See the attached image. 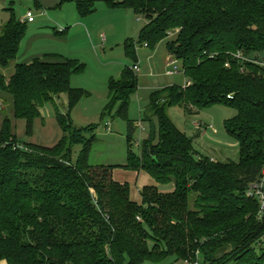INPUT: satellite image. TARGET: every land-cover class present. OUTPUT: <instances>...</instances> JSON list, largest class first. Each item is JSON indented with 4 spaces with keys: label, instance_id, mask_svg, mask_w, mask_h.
<instances>
[{
    "label": "trees",
    "instance_id": "16d2710c",
    "mask_svg": "<svg viewBox=\"0 0 264 264\" xmlns=\"http://www.w3.org/2000/svg\"><path fill=\"white\" fill-rule=\"evenodd\" d=\"M128 8L146 20L136 42L153 48L177 30L167 50L181 61L185 86L169 85L149 95L145 120L156 130L130 149L121 167L145 171L162 187L140 190L113 178L114 165L90 164L98 124L75 127L71 109L88 92L70 86L84 63L54 55L18 63L0 90L12 97L16 119L33 133L40 108L66 95V112L55 108L63 134L51 146L21 142L8 117L0 127V264H143L174 257L189 264H264V212L246 196L264 167V0H59L74 3L79 16L96 3ZM27 22L11 12L0 33V65L15 60ZM126 65L108 82L102 116L135 126L128 106L138 89L133 40L124 42ZM241 53L248 60L235 54ZM49 58V59H48ZM228 63V66H225ZM188 113L214 105L233 108L224 130L238 144L234 161L195 157L192 139L179 131L168 108ZM200 128V127H199ZM80 145L76 158L72 148ZM137 217L139 219H137Z\"/></svg>",
    "mask_w": 264,
    "mask_h": 264
},
{
    "label": "rangeland",
    "instance_id": "374dc122",
    "mask_svg": "<svg viewBox=\"0 0 264 264\" xmlns=\"http://www.w3.org/2000/svg\"><path fill=\"white\" fill-rule=\"evenodd\" d=\"M28 6L32 8L31 5L27 4H22L21 7L26 9ZM70 6L74 8V14L76 16L74 4L70 3ZM96 10L94 15L88 17L87 21H85L87 27L91 24L96 25V34H92L88 27L91 39H93L95 45H97L96 52L93 49H90L91 52L85 50L84 52L87 56L83 54L81 59H78V57L72 59L84 63L85 68L83 72L86 71L93 77L98 67L102 71H105V73L108 72L110 75L106 79L108 83L111 78H118L126 65H131V60L125 54L124 42L126 40H133L135 48L143 46V44L137 43L136 39L138 32L145 25L146 20L143 16L135 14L131 9L110 8L105 2H99L96 6ZM32 14L37 20L38 14L35 11H33ZM76 17L78 18V15ZM65 28L66 26L60 29L63 30ZM176 31L170 30L168 33H175ZM79 34L81 35V31L75 29L71 36L75 37V35ZM92 35L94 36L92 37ZM102 64H104V66H102ZM177 66L179 67L180 63L177 64ZM117 71H119L118 75L116 74ZM83 72L75 74L71 78V85L73 87L82 88L87 91L89 95L83 97L80 103L77 104L76 107L74 106L75 108H73V112L70 114L75 127H83L93 123L98 124V127L94 131L95 139L92 143L89 163L94 165H114L116 170L113 176L116 179L131 181L130 185L133 190H135L133 192L138 193V187L143 184V176L141 174L137 177L131 176V173L121 166L126 163L128 150L130 149L135 154H138L142 139L146 137L151 129H157L155 120L151 123L145 120L149 93L151 90L143 87L142 78L139 81L141 87L138 89L137 95L135 93L131 96L128 106V119L133 122L135 131L129 142L127 138V121L116 115L117 107L111 111L110 115L106 114L104 117H101L103 112L102 108H104L108 101L106 87H95V84L88 82V80H91V77L83 75ZM136 73L140 78L141 73L139 71ZM66 103V96L63 95L60 98H56L53 104L47 103L44 106L42 110L46 116L47 128L43 130L35 126L33 128L35 140H42V137L45 136V132L51 133L54 137H57L58 134L60 135V130L54 118L55 108H57L59 112L64 113L66 112ZM235 114L236 111L233 108L224 105H214L209 108L196 110V112L193 113L186 112L182 104L168 108V115L175 127L192 139L195 157H208L219 161H238V144L235 139L227 135L224 130V121L230 119ZM107 122H109V124H106ZM209 125L212 126L211 129L207 128ZM18 127L19 124L17 125V131ZM19 135V141H29V136L25 134V130ZM51 143V140L43 142L45 146H51ZM80 149V145L73 146V160H76ZM143 264L185 263L181 260H176L174 257H167L159 263L145 261Z\"/></svg>",
    "mask_w": 264,
    "mask_h": 264
},
{
    "label": "crops",
    "instance_id": "0c3cea01",
    "mask_svg": "<svg viewBox=\"0 0 264 264\" xmlns=\"http://www.w3.org/2000/svg\"><path fill=\"white\" fill-rule=\"evenodd\" d=\"M98 3H96V6ZM22 4L31 5L32 8L29 6L26 9L22 8L21 7ZM96 6H95V10L91 14L84 17L79 16L75 9L76 16L78 15L77 18L74 14V8L70 6V3H64L62 5H59V0H0V33L3 30L4 24L9 19L11 12L15 14L16 18L27 22V31L19 44V50L15 60L11 61L6 67H2L0 65V73L6 79H8L14 73L16 64L27 63L34 58L43 59L45 57L50 58L51 56L54 55H60L62 57L69 59L77 58V57L78 59H81V56H83V54H86L84 52L85 50L91 52L90 49H93L96 52L97 45H95V42L93 41V39H91V35L88 32L89 30L88 27H89L90 32L92 34H96V25L91 24L90 26L87 27L85 23L88 17H92V15H94V13L97 11ZM114 9H128V8L115 7ZM28 10L35 11L38 14L37 15L38 19L36 20L34 17L32 21H27V18L25 17V13ZM64 26H66V28L61 30L60 28ZM75 29L77 31L80 30L81 35L80 34L75 35V37L71 36L74 33ZM176 34L177 32L168 33L167 37L159 41L153 48H148L145 46L136 48V56L138 59V66H139L138 71L141 73L140 78L137 74L138 89L141 87V83L139 81L142 78H143V87L151 90L149 95L153 91L169 85L185 86L187 84L188 81L183 73L181 61L175 59V57L167 50V43L170 40L174 39ZM93 36L94 35H92V37ZM179 63L180 66L178 67L177 64ZM102 66H104V64H102ZM173 66H176V71H173ZM119 71H117L116 73L117 75L119 74ZM83 75H87L91 77V80L88 79L87 80L89 83L95 84V87L99 86L100 88H102L105 86L108 94V83L106 81V79L110 76L108 72L105 73V71H102L98 67L96 68V73L94 74V77L91 74H88L86 71L83 72ZM73 76L74 75H72L71 78ZM71 78H70V86L73 87L71 85L72 84ZM73 88H80V87H73ZM137 91H136V95H137ZM63 95L65 94H62L60 97H62ZM90 95H91V91H90ZM81 99L78 101L77 104L80 103ZM44 106L40 108V116L34 119L33 128L35 126H38L41 129L46 130L47 128L46 116L44 115V112L42 110ZM73 108L71 109L70 113L73 112ZM6 117L10 119L11 125L13 127V132L16 135L17 139L20 140L19 134H22V132H24L26 122L24 119H16L14 117L11 95L6 91L0 90V127L2 125L3 119ZM70 117H72L71 114ZM18 124L19 127L17 131ZM106 124H109V122H107ZM58 128L60 130V135L58 134L57 137L52 136L51 133L49 134L45 132V136L42 137V140L40 139L35 140L32 133V135L29 136L28 138L29 141H21V142H32V143L44 145L43 142L51 140L52 142L51 144L54 145L63 134L59 125ZM210 159L216 161V159L214 158H210ZM115 170L116 168L113 169V174ZM127 171H129V173H131V176L134 177H137L140 174L143 176V184L138 187L137 189L138 193L133 192L135 190H133V188L130 185L131 181L129 182L126 179H122V180L116 179L114 176L113 178L117 182L120 183L127 182L129 184L130 199L136 203H141V195L139 190H141L143 186L154 185L157 186L158 189L162 192L172 191V187H167V188L162 187L145 171L142 170L141 171L127 170Z\"/></svg>",
    "mask_w": 264,
    "mask_h": 264
},
{
    "label": "built area",
    "instance_id": "2783aa9c",
    "mask_svg": "<svg viewBox=\"0 0 264 264\" xmlns=\"http://www.w3.org/2000/svg\"><path fill=\"white\" fill-rule=\"evenodd\" d=\"M25 17L27 18V21H32L34 19L31 10L26 11ZM143 46L147 47V44L144 43ZM235 57L241 60H248L241 53L235 54ZM228 65H229L228 63H225V66H228ZM262 65H264V62L262 63ZM132 70L135 72L139 70L138 63L132 66ZM173 71H176V66H173ZM207 128L211 129L212 126L209 125L207 126ZM246 196L251 197V198H256L259 203V212L260 213L264 212V167L261 171V176L259 180L249 185L248 189L246 190ZM137 219L139 218L137 217ZM184 263L189 264L187 262H184Z\"/></svg>",
    "mask_w": 264,
    "mask_h": 264
}]
</instances>
